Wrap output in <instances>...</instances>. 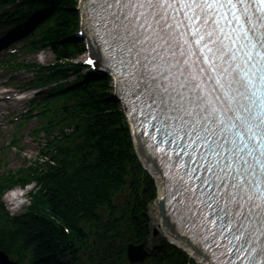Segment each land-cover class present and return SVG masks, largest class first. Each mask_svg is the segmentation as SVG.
<instances>
[{
  "label": "snow or ice",
  "instance_id": "1",
  "mask_svg": "<svg viewBox=\"0 0 264 264\" xmlns=\"http://www.w3.org/2000/svg\"><path fill=\"white\" fill-rule=\"evenodd\" d=\"M91 2L94 35L126 70L142 123L160 144L195 146L177 203L201 254L264 264V0Z\"/></svg>",
  "mask_w": 264,
  "mask_h": 264
},
{
  "label": "trees",
  "instance_id": "2",
  "mask_svg": "<svg viewBox=\"0 0 264 264\" xmlns=\"http://www.w3.org/2000/svg\"><path fill=\"white\" fill-rule=\"evenodd\" d=\"M75 4L65 0L57 8L40 41L60 61L52 69L58 82L67 79L63 74H77L70 63L82 51L71 40L79 21ZM80 79L60 83L47 100L40 159L0 182L7 185L0 189V251L20 264H129L126 246L150 238L145 212L157 191L134 153L125 116L107 80ZM32 182L36 191L28 212L11 217L1 202L3 191ZM146 264L195 263L162 241Z\"/></svg>",
  "mask_w": 264,
  "mask_h": 264
},
{
  "label": "rangeland",
  "instance_id": "3",
  "mask_svg": "<svg viewBox=\"0 0 264 264\" xmlns=\"http://www.w3.org/2000/svg\"><path fill=\"white\" fill-rule=\"evenodd\" d=\"M28 60L31 62H38L40 64H45V65H50L55 62L54 57L49 52L41 53L37 57L31 56L28 58ZM23 77L27 80L31 78V76L28 74H23ZM14 90L15 88H13V91ZM24 105H25V102L21 103V108H17V111L19 113L22 112V106ZM14 114L16 113H13V115ZM4 120L0 122V143L10 142L11 135L14 132V126L5 127V125H1V123H3ZM37 126L38 125L36 124L35 121H31L24 131V135H23L24 139L19 144V146L23 149L21 151L16 150V149H14L13 151H10L8 158L10 161V168H12L11 170L16 171L20 169L21 167H23L24 164H27L29 166L34 161L39 159L41 148L38 145V142L31 135L32 132L37 128ZM139 160L141 162V165H143L140 157H139ZM154 185L156 186V189L159 190L156 182H154ZM122 201H124V199H122ZM155 204L156 203L150 205L146 213V219L148 221L149 230H151L149 247L153 249L156 246H158L160 241H163V240L168 241V239L165 238L166 236L164 235L162 229L159 228L160 218L153 210V207ZM5 205H8L7 202H5ZM28 205H29V202L26 203V207ZM9 209H10L9 211H13L12 214H15V215L23 213L17 207H14V208L9 207ZM154 230L158 232V234L155 237L152 236V233L154 232ZM191 260H193L196 264H202L200 259L191 258Z\"/></svg>",
  "mask_w": 264,
  "mask_h": 264
},
{
  "label": "bare ground",
  "instance_id": "4",
  "mask_svg": "<svg viewBox=\"0 0 264 264\" xmlns=\"http://www.w3.org/2000/svg\"><path fill=\"white\" fill-rule=\"evenodd\" d=\"M94 53V51H93ZM138 153H140V157L142 160V163L144 165V167L151 173L152 177L154 178L156 184L158 185V189H159V196H158V200L162 201L163 197L165 195V187H164V180L161 176V173L158 171L157 167L155 166V164L153 162H151L149 159H147L144 155L143 152L141 151V148H138ZM3 200V196H1V202ZM11 200V199H10ZM10 200H8V205H5L3 202V206L5 207V210L8 212L9 207H12V203L10 202ZM13 201H17V200H13ZM9 206V207H8ZM154 212L159 216L160 218V224H159V228L162 229L164 235L167 238H170L172 241H174V243H177L180 247V249H182L186 254H188V256L192 259H198V257L202 260L201 263L202 264H210V262H206L205 259L203 258V256L201 255L200 252H197L195 249H193L191 246H189V244L185 243L184 241H182L180 238H178L173 230H171V228H169L168 226H164L163 225V219L160 216L157 204L154 205L153 207Z\"/></svg>",
  "mask_w": 264,
  "mask_h": 264
},
{
  "label": "water",
  "instance_id": "5",
  "mask_svg": "<svg viewBox=\"0 0 264 264\" xmlns=\"http://www.w3.org/2000/svg\"><path fill=\"white\" fill-rule=\"evenodd\" d=\"M161 216L163 215L162 204H159ZM127 255L131 264H144L147 260L149 253L145 250V246L129 245L127 248ZM0 264H18L17 262L10 261L9 257L0 251Z\"/></svg>",
  "mask_w": 264,
  "mask_h": 264
}]
</instances>
